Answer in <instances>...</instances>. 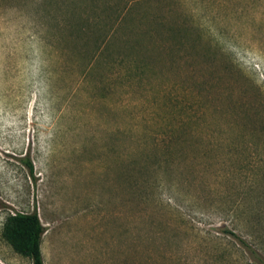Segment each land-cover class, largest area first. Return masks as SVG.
<instances>
[{"label": "rangeland", "instance_id": "rangeland-1", "mask_svg": "<svg viewBox=\"0 0 264 264\" xmlns=\"http://www.w3.org/2000/svg\"><path fill=\"white\" fill-rule=\"evenodd\" d=\"M35 210L45 264H258L264 0H0V264Z\"/></svg>", "mask_w": 264, "mask_h": 264}, {"label": "trees", "instance_id": "trees-1", "mask_svg": "<svg viewBox=\"0 0 264 264\" xmlns=\"http://www.w3.org/2000/svg\"><path fill=\"white\" fill-rule=\"evenodd\" d=\"M31 173L33 166L30 164ZM46 229L40 215L33 213H15L9 215L4 226V238L12 249L24 258L31 260L32 264H45L42 243ZM222 233L233 237L258 264H264V257L255 250L241 235L224 228Z\"/></svg>", "mask_w": 264, "mask_h": 264}]
</instances>
